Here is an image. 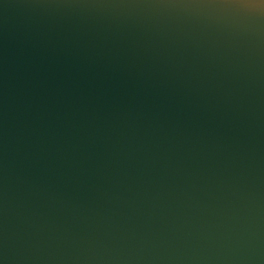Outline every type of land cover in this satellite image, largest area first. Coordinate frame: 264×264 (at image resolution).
<instances>
[{
  "label": "water",
  "instance_id": "1",
  "mask_svg": "<svg viewBox=\"0 0 264 264\" xmlns=\"http://www.w3.org/2000/svg\"><path fill=\"white\" fill-rule=\"evenodd\" d=\"M0 264H264V0H0Z\"/></svg>",
  "mask_w": 264,
  "mask_h": 264
}]
</instances>
